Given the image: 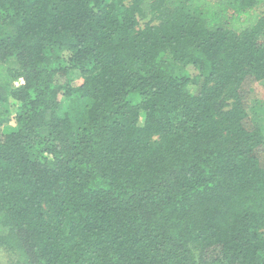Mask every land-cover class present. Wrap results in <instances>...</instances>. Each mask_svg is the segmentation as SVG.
Returning <instances> with one entry per match:
<instances>
[{"label": "trees", "instance_id": "1", "mask_svg": "<svg viewBox=\"0 0 264 264\" xmlns=\"http://www.w3.org/2000/svg\"><path fill=\"white\" fill-rule=\"evenodd\" d=\"M258 81L264 0H0V247L264 264Z\"/></svg>", "mask_w": 264, "mask_h": 264}, {"label": "rangeland", "instance_id": "2", "mask_svg": "<svg viewBox=\"0 0 264 264\" xmlns=\"http://www.w3.org/2000/svg\"><path fill=\"white\" fill-rule=\"evenodd\" d=\"M130 0H127L129 2ZM152 19L151 16L146 18L141 22L143 24L144 22L149 21ZM78 75L73 74L72 77H75L77 80L76 82L80 83L82 80L79 77H76ZM22 83V79L18 81V84ZM251 93L250 98L248 99L247 107L248 112L250 116L253 118L256 122H261L264 124V82L258 81L252 84L251 86ZM15 113L11 114L10 117V124L14 125L15 123ZM17 263V256L14 253L9 252L5 248L0 247V264H16Z\"/></svg>", "mask_w": 264, "mask_h": 264}]
</instances>
